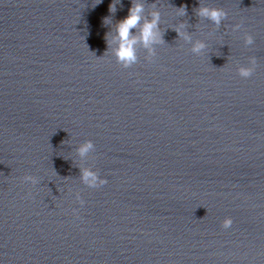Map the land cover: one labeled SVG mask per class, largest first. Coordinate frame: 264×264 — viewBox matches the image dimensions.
<instances>
[{
    "label": "water",
    "instance_id": "obj_1",
    "mask_svg": "<svg viewBox=\"0 0 264 264\" xmlns=\"http://www.w3.org/2000/svg\"><path fill=\"white\" fill-rule=\"evenodd\" d=\"M143 2L163 44L122 68L103 21L131 0H0V264H264V0Z\"/></svg>",
    "mask_w": 264,
    "mask_h": 264
},
{
    "label": "clouds",
    "instance_id": "obj_2",
    "mask_svg": "<svg viewBox=\"0 0 264 264\" xmlns=\"http://www.w3.org/2000/svg\"><path fill=\"white\" fill-rule=\"evenodd\" d=\"M101 0H96V3H100ZM115 4H109V12H115ZM178 14L184 15L185 8L181 6L178 9ZM196 14L200 17L210 20L213 24L219 26L221 21L227 17V12L221 8H209L207 6H201L196 9ZM105 24H111L112 35L109 39L108 34L105 35V41L107 49L105 54H109L115 58L117 64L122 68H129L134 65L137 60V45H141L146 49L145 59L151 61L156 54V46L163 44L162 32L159 27L161 23V12L156 8V5H152V10L145 15V4L143 0H131V6L128 9L127 15L112 24L110 18L106 17L103 21ZM183 24L174 28L178 37H182L188 41L191 37L183 32ZM240 24L233 25L232 30L236 31L240 29ZM137 29L135 33L131 30ZM244 45H253V36L245 32L243 36ZM206 45L197 41L193 43L191 51L200 53ZM257 59L255 56L248 58L247 65H239L236 68V72L239 77L247 79L252 76L255 71ZM95 151V146L91 140H85L77 147L78 154L83 157L90 152ZM22 180L24 182L35 185L37 179L31 175H25ZM80 181L88 188H98L107 183V180L99 175L98 171L93 170L90 167H84L81 169ZM77 201L83 205L84 201L80 198L79 192L76 193ZM233 224L231 217H225L221 222L223 229H229Z\"/></svg>",
    "mask_w": 264,
    "mask_h": 264
}]
</instances>
